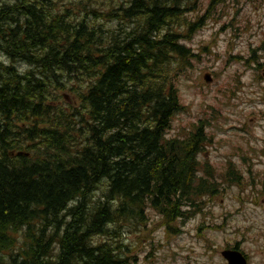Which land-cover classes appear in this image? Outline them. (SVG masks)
I'll list each match as a JSON object with an SVG mask.
<instances>
[{
  "label": "trees",
  "instance_id": "trees-1",
  "mask_svg": "<svg viewBox=\"0 0 264 264\" xmlns=\"http://www.w3.org/2000/svg\"><path fill=\"white\" fill-rule=\"evenodd\" d=\"M36 1L40 9L0 0V42L17 58L24 49L21 60L31 67H59L67 56L76 71L86 61L75 74L87 83L77 92L79 106L67 112L57 104L68 87L60 76L43 81L24 61L19 71L0 60V264H125L120 246L94 237L117 233L111 224L145 221L148 209L171 229L201 211L204 197L241 179L232 161L219 174L201 164L211 142L202 122L183 138L167 136L182 109L174 78L191 56L176 28L195 0H161L162 23L144 30L147 12L135 38L131 15L152 0H131L124 15L114 14L135 23L117 36L101 23L88 28L57 0ZM92 8L91 16L112 23L109 11ZM126 45L129 58L110 55ZM8 48L0 53L12 61Z\"/></svg>",
  "mask_w": 264,
  "mask_h": 264
},
{
  "label": "rangeland",
  "instance_id": "rangeland-1",
  "mask_svg": "<svg viewBox=\"0 0 264 264\" xmlns=\"http://www.w3.org/2000/svg\"><path fill=\"white\" fill-rule=\"evenodd\" d=\"M57 1V5L69 8L75 16L90 22L88 28L101 23V27L107 29L115 24L114 21L108 23L91 16L90 7L100 12L122 7L121 0ZM235 1L216 0L211 7L209 0H195L190 4L193 6L190 15L206 12L209 18L190 42L185 41L194 56L189 58L190 65L182 64L174 78L183 109L173 116L167 136L184 137L194 123L202 121L211 142L206 143L199 154L201 164L211 165L210 170L219 174L225 171L228 161H232L242 173L240 182L224 183L221 191L203 198L201 211L186 220L172 221L171 229L157 213L148 209L145 221L121 223L119 227L111 224L109 227L117 233L94 237V241H109L120 246L126 258L125 264H227L221 251L236 244L247 254L249 264H264V0H238L240 9L230 4ZM9 2L13 0H3L5 5ZM28 3L40 9L36 0H28ZM140 5L130 18L136 26L134 22L118 20L122 22L117 24L120 33H130L135 26L130 38L139 36L135 35V28L142 26V16L147 12L149 16L152 14L150 22L152 19L154 22L148 20L144 30L155 23H162L161 16L157 14L162 7L161 0ZM234 13L237 16L233 24L240 27L238 31L228 25ZM18 17L13 16L17 19L15 24L19 23ZM147 31L144 35L148 34ZM31 42L33 45L36 43ZM112 45L120 43L116 44L114 39ZM0 47H9L14 61L5 52H1L0 57L7 62L9 60L8 64L19 70L24 61L21 58L26 56L25 50H21V58H17V52L10 45L1 41ZM125 47L128 48L126 52L119 49L110 55L130 56L132 47ZM251 47L258 49L253 53ZM144 50L147 51L146 48ZM146 54L140 58L144 59ZM24 62V67L27 64L30 69V64ZM63 63L59 67H49L47 63L31 68H37L43 81L46 77L54 79L55 74L60 76V82L75 91L64 90L57 94L67 95L65 99L77 105V92L82 91L87 81L75 73L82 74V67L87 62L80 61L76 71L71 68L72 63L67 56ZM205 73L209 74L210 81L203 78ZM53 83L44 89L49 91ZM97 196L100 193L94 197Z\"/></svg>",
  "mask_w": 264,
  "mask_h": 264
},
{
  "label": "bare ground",
  "instance_id": "bare-ground-1",
  "mask_svg": "<svg viewBox=\"0 0 264 264\" xmlns=\"http://www.w3.org/2000/svg\"><path fill=\"white\" fill-rule=\"evenodd\" d=\"M235 245L231 248H225L221 251V256L226 260L227 264H240L239 257L236 254L226 253L225 250H236L240 253V249L238 247L234 248ZM225 251L227 258L222 254Z\"/></svg>",
  "mask_w": 264,
  "mask_h": 264
},
{
  "label": "water",
  "instance_id": "water-1",
  "mask_svg": "<svg viewBox=\"0 0 264 264\" xmlns=\"http://www.w3.org/2000/svg\"><path fill=\"white\" fill-rule=\"evenodd\" d=\"M205 79L209 80V77L206 75ZM225 251H226V253L236 254L239 257L240 264H246L245 258L238 251H236V250H225ZM225 251H223L222 254L227 258V255H226Z\"/></svg>",
  "mask_w": 264,
  "mask_h": 264
}]
</instances>
